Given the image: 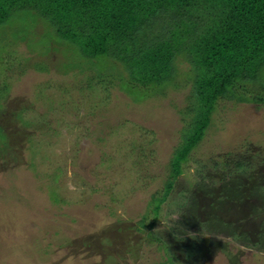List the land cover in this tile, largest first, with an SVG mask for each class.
Returning a JSON list of instances; mask_svg holds the SVG:
<instances>
[{"label": "rangeland", "instance_id": "1", "mask_svg": "<svg viewBox=\"0 0 264 264\" xmlns=\"http://www.w3.org/2000/svg\"><path fill=\"white\" fill-rule=\"evenodd\" d=\"M6 33L0 264H264V160L251 158L253 143L264 146V107L220 103L221 130L183 166L155 217L151 196L162 194L189 87L135 102L116 81L65 69L63 47L37 57ZM41 62L45 69L33 66ZM237 151L232 158L253 169L229 172L214 161Z\"/></svg>", "mask_w": 264, "mask_h": 264}, {"label": "trees", "instance_id": "2", "mask_svg": "<svg viewBox=\"0 0 264 264\" xmlns=\"http://www.w3.org/2000/svg\"><path fill=\"white\" fill-rule=\"evenodd\" d=\"M7 30L15 32L13 48L26 42L40 57L63 47L65 69L92 72L89 81L108 86L116 81L135 102L189 87L177 108L182 126L162 194L151 196L155 217L183 166L208 134L221 130L222 121L215 123L225 109L220 103L264 107V0H0V35ZM5 136L0 127V146ZM253 144L258 150L251 158L264 160V146ZM236 153L214 161L229 172L254 168L246 157L233 159Z\"/></svg>", "mask_w": 264, "mask_h": 264}]
</instances>
